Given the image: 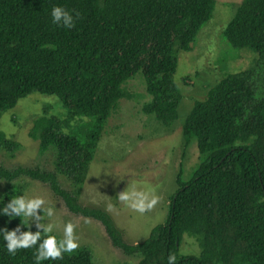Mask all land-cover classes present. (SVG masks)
I'll use <instances>...</instances> for the list:
<instances>
[{
  "label": "trees",
  "instance_id": "16d2710c",
  "mask_svg": "<svg viewBox=\"0 0 264 264\" xmlns=\"http://www.w3.org/2000/svg\"><path fill=\"white\" fill-rule=\"evenodd\" d=\"M54 6L80 14L73 28L52 22ZM213 9L214 0H0V115L31 93L56 96L66 112L61 120L45 111L29 131L40 155L53 149L54 170L0 164V179L46 184L71 212L100 221L113 246L137 256L133 264H168L170 253L176 264H264V0H242L224 29L232 46L258 58L192 105L182 135L185 143L196 138L200 162L179 182L166 221L128 244L105 211L76 200L105 121L130 96L127 78L142 71L151 96L143 112L164 124L177 118V52L191 48ZM77 116L89 118L85 133H63V123ZM0 147L12 154L18 144L0 131ZM58 175L74 189L61 188ZM15 197L11 186L0 197V230L29 231L25 218L2 214ZM185 233L198 242L197 254L179 253ZM35 251L11 256L0 235V264H35ZM41 264H92V254L78 248Z\"/></svg>",
  "mask_w": 264,
  "mask_h": 264
},
{
  "label": "rangeland",
  "instance_id": "374dc122",
  "mask_svg": "<svg viewBox=\"0 0 264 264\" xmlns=\"http://www.w3.org/2000/svg\"><path fill=\"white\" fill-rule=\"evenodd\" d=\"M241 3L242 0H214L212 15L198 30L191 48L177 52L173 79L182 98L175 120L164 124L152 113L142 111L143 104L151 96L145 89L142 71L138 70L123 83L130 96L119 99L104 123L76 200L81 206L105 211L128 244L144 240L156 225L166 221L179 182L187 181L200 162L196 138L185 143L182 135V125L194 102L204 99L208 90L225 76L251 68L258 58L249 48L232 46L224 35L226 25ZM45 111L61 120L66 118L65 109L56 96L39 93L20 98L14 107L2 112L0 131L18 144L12 154L0 147V164L4 168L22 166L54 170L53 149L40 155L38 142L29 135L32 121ZM88 122L89 118L77 116L64 122L61 130L80 137ZM57 180L61 188L74 189L70 179L58 175ZM130 184L142 194L145 204L155 200L154 206L140 213L121 203L117 195ZM9 186L17 189V196L42 197L45 207L54 209L52 235L57 238H62L64 225L72 222L79 248L91 252L92 264H133L137 261V256L126 255L113 246L100 221L71 212L46 184L25 176L12 182L0 179V197ZM39 214L43 216V209ZM25 221L28 223V218ZM41 222L48 223L47 218ZM29 224L40 230L35 221ZM199 250L195 238L186 233L182 235L180 254H197Z\"/></svg>",
  "mask_w": 264,
  "mask_h": 264
},
{
  "label": "clouds",
  "instance_id": "9594fccd",
  "mask_svg": "<svg viewBox=\"0 0 264 264\" xmlns=\"http://www.w3.org/2000/svg\"><path fill=\"white\" fill-rule=\"evenodd\" d=\"M79 13L73 14L63 7L54 6L51 11L52 22L56 25H62L65 28L71 29L75 26L76 18H79ZM134 185H129L128 188L117 195L118 200L130 207L134 211L144 213L154 206L155 200L148 201L145 204L143 196L138 191L134 190ZM133 190L130 192L129 189ZM45 200L42 197L25 198L20 195L12 198L9 203H6L2 209V214L8 217H23L28 218L29 231H21V226L9 231L7 228L0 230L5 241L6 249L9 255L15 256L20 250L36 248L34 252L35 264H41L42 261H60L64 259V254H71L78 250L79 242L75 235V226L72 222H68L63 227V236L57 239L52 235L54 223L52 218L55 215L54 209L45 207ZM112 205H109L111 208ZM43 209V216L39 214V210ZM48 223H42L46 220ZM29 221H35L38 230L33 233L30 229ZM23 225L24 221L22 220ZM168 264H176L175 254H169Z\"/></svg>",
  "mask_w": 264,
  "mask_h": 264
}]
</instances>
